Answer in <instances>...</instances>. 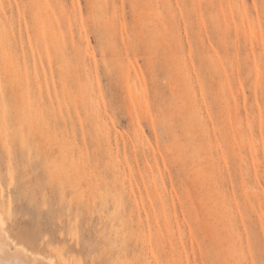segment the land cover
<instances>
[{"label": "rangeland", "instance_id": "1", "mask_svg": "<svg viewBox=\"0 0 264 264\" xmlns=\"http://www.w3.org/2000/svg\"><path fill=\"white\" fill-rule=\"evenodd\" d=\"M0 202L59 264H264V0H0Z\"/></svg>", "mask_w": 264, "mask_h": 264}, {"label": "bare ground", "instance_id": "2", "mask_svg": "<svg viewBox=\"0 0 264 264\" xmlns=\"http://www.w3.org/2000/svg\"><path fill=\"white\" fill-rule=\"evenodd\" d=\"M5 231L8 232L9 238L13 240L14 246H8L7 250L0 248V262L19 261L21 264H59L54 256L31 249L13 234L0 202V245L4 244L3 233ZM20 248H24L26 251H21Z\"/></svg>", "mask_w": 264, "mask_h": 264}, {"label": "snow or ice", "instance_id": "3", "mask_svg": "<svg viewBox=\"0 0 264 264\" xmlns=\"http://www.w3.org/2000/svg\"><path fill=\"white\" fill-rule=\"evenodd\" d=\"M3 238H4V244L0 245V248H3L4 250H7L8 246H14V242L12 239L9 238L8 232L3 233ZM19 250L21 251H26L24 248H20ZM0 264H21L19 261H2Z\"/></svg>", "mask_w": 264, "mask_h": 264}]
</instances>
